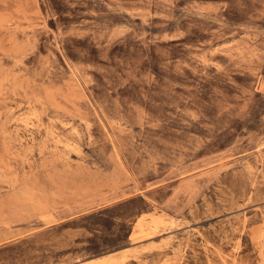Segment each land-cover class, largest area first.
<instances>
[{
	"label": "rangeland",
	"instance_id": "rangeland-1",
	"mask_svg": "<svg viewBox=\"0 0 264 264\" xmlns=\"http://www.w3.org/2000/svg\"><path fill=\"white\" fill-rule=\"evenodd\" d=\"M0 264H264V0H0Z\"/></svg>",
	"mask_w": 264,
	"mask_h": 264
}]
</instances>
